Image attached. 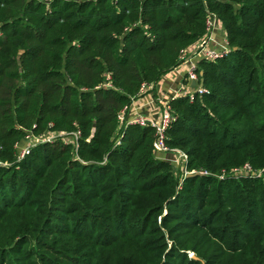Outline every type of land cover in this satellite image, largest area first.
<instances>
[{
	"label": "trees",
	"instance_id": "16d2710c",
	"mask_svg": "<svg viewBox=\"0 0 264 264\" xmlns=\"http://www.w3.org/2000/svg\"><path fill=\"white\" fill-rule=\"evenodd\" d=\"M206 12L230 53L169 102L166 144L207 173L182 177L118 115ZM0 264H264V0H0Z\"/></svg>",
	"mask_w": 264,
	"mask_h": 264
},
{
	"label": "built area",
	"instance_id": "2783aa9c",
	"mask_svg": "<svg viewBox=\"0 0 264 264\" xmlns=\"http://www.w3.org/2000/svg\"><path fill=\"white\" fill-rule=\"evenodd\" d=\"M206 35L200 39L198 42L195 51L193 52L195 55V61L191 62L188 72H187V80L196 84L194 89L191 92H182V93H175V95L171 99L181 98V97H189L192 98L193 95H203L206 93V90L200 86V79L197 75L198 70V63L199 61L206 60V61H215L217 59L226 57L230 53V49L227 45L226 34L222 27L221 21L212 14L206 12ZM215 32H222L223 39L220 43L214 39L213 35ZM183 57V55H182ZM155 86L144 84L140 88L137 98L138 100L154 90ZM134 101V100H133ZM171 101V100H170ZM127 107L118 115V122L120 126L122 124L126 125H137L140 127L150 126L154 129V142H153V152L157 155V158H161L165 161L170 162L175 167L179 168V173L182 177H188L190 174H199V175H207L206 172H195V171H188L186 164L188 161V156L185 152L180 149L170 148L166 144V132L170 128V126L175 121V116L172 108L170 107L169 103H164L161 107L160 114L158 118L151 119L149 115H140V114H133L127 121H125V113ZM80 133H73L71 136L69 135L66 138L67 142L73 145V148H76V140L78 139ZM62 134L58 133H49L47 135L42 136H33L27 135L24 138V142L20 145L19 150V157L18 160L23 159L26 155L29 154V149L34 147L36 144L48 142L55 137H61ZM120 142L118 141L117 144ZM262 174L261 171L255 173L252 172L250 169H242L240 171H236L234 175H248V176H256L260 177ZM222 178V177H221ZM181 185L179 184V187Z\"/></svg>",
	"mask_w": 264,
	"mask_h": 264
},
{
	"label": "crops",
	"instance_id": "0c3cea01",
	"mask_svg": "<svg viewBox=\"0 0 264 264\" xmlns=\"http://www.w3.org/2000/svg\"><path fill=\"white\" fill-rule=\"evenodd\" d=\"M213 37L220 43L223 39V33L215 32ZM198 43L197 41L183 53L179 64L162 77L151 94L129 104L125 113V121L133 114L149 115V118L156 119L160 114L162 105L169 103L175 93H188L194 89V83L187 80V72L191 62L196 60L193 52Z\"/></svg>",
	"mask_w": 264,
	"mask_h": 264
},
{
	"label": "rangeland",
	"instance_id": "374dc122",
	"mask_svg": "<svg viewBox=\"0 0 264 264\" xmlns=\"http://www.w3.org/2000/svg\"><path fill=\"white\" fill-rule=\"evenodd\" d=\"M222 23V22H221ZM223 27V26H222ZM180 174V173H179ZM178 175V174H177ZM180 176V175H179ZM187 255L189 256V258H191V259H198L196 256H195V254H193L192 252H188L187 253Z\"/></svg>",
	"mask_w": 264,
	"mask_h": 264
},
{
	"label": "water",
	"instance_id": "95a60500",
	"mask_svg": "<svg viewBox=\"0 0 264 264\" xmlns=\"http://www.w3.org/2000/svg\"><path fill=\"white\" fill-rule=\"evenodd\" d=\"M201 75V73H200ZM196 86V84L194 83V87ZM200 86L203 87L202 81H200ZM198 174H190L188 177H192V176H196Z\"/></svg>",
	"mask_w": 264,
	"mask_h": 264
}]
</instances>
